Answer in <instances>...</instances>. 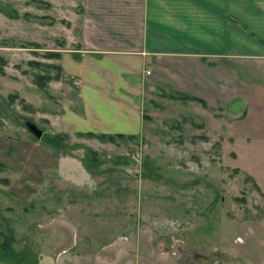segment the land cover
<instances>
[{
	"label": "rangeland",
	"instance_id": "1",
	"mask_svg": "<svg viewBox=\"0 0 264 264\" xmlns=\"http://www.w3.org/2000/svg\"><path fill=\"white\" fill-rule=\"evenodd\" d=\"M23 2L0 0V10ZM5 36L0 30V264H264V143L235 142L214 119L219 109L200 116L162 94L156 103L146 96L133 137L53 139L58 115L79 109L69 90L80 83L61 53L58 65L48 62L50 47L46 62L29 60L28 42ZM37 76L43 87H33Z\"/></svg>",
	"mask_w": 264,
	"mask_h": 264
},
{
	"label": "crops",
	"instance_id": "2",
	"mask_svg": "<svg viewBox=\"0 0 264 264\" xmlns=\"http://www.w3.org/2000/svg\"><path fill=\"white\" fill-rule=\"evenodd\" d=\"M23 1L13 13L0 10V30L28 42L29 60L46 62L50 47L48 62L58 65L61 53L80 83L69 90L79 109L58 115L57 134L136 135L146 96L156 103L158 94L183 92L206 102L184 100L200 116L219 109L214 119L235 142L264 143V0ZM58 38L67 49L58 51ZM59 82L50 84L56 92Z\"/></svg>",
	"mask_w": 264,
	"mask_h": 264
},
{
	"label": "trees",
	"instance_id": "3",
	"mask_svg": "<svg viewBox=\"0 0 264 264\" xmlns=\"http://www.w3.org/2000/svg\"><path fill=\"white\" fill-rule=\"evenodd\" d=\"M45 76H37L36 78V84L40 87H43L44 86V79ZM170 97L172 98H175V99H181V100H189V99H192V100H198L200 102H202L204 105H207L206 102L196 96H192V95H189V94H186V93H183V92H177V93H172L170 94ZM90 135H95L93 133H91ZM99 138L101 139H108L109 141H115L117 138H126L127 135L124 134V133H116V134H99L97 135ZM134 135L130 134V137H133ZM60 139L61 136L60 134H56L53 139ZM47 142L50 143V139L47 140Z\"/></svg>",
	"mask_w": 264,
	"mask_h": 264
},
{
	"label": "water",
	"instance_id": "4",
	"mask_svg": "<svg viewBox=\"0 0 264 264\" xmlns=\"http://www.w3.org/2000/svg\"><path fill=\"white\" fill-rule=\"evenodd\" d=\"M27 126H28L29 130H30L31 132H33L36 136H38V137H42V136H43V130L40 129V128L37 126V124H35V123H33V122H29V123L27 124Z\"/></svg>",
	"mask_w": 264,
	"mask_h": 264
},
{
	"label": "built area",
	"instance_id": "5",
	"mask_svg": "<svg viewBox=\"0 0 264 264\" xmlns=\"http://www.w3.org/2000/svg\"><path fill=\"white\" fill-rule=\"evenodd\" d=\"M77 84H79V82H76Z\"/></svg>",
	"mask_w": 264,
	"mask_h": 264
}]
</instances>
